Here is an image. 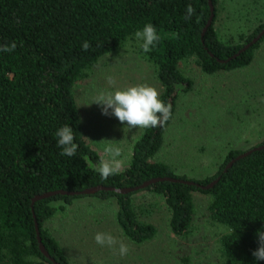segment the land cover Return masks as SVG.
<instances>
[{
  "label": "trees",
  "instance_id": "trees-1",
  "mask_svg": "<svg viewBox=\"0 0 264 264\" xmlns=\"http://www.w3.org/2000/svg\"><path fill=\"white\" fill-rule=\"evenodd\" d=\"M210 3L215 17L206 29L212 16ZM217 4L218 0H0V45H17L13 52H0V264H70L45 224L65 210L53 203L71 205L86 197L115 198L123 236L138 245L153 240L156 226L141 221L134 208V195L142 191L33 200L55 191L135 188L165 177L177 182L156 183L143 192L163 200L174 235H191L196 216L193 193L199 192L211 198L209 218L227 230L220 238L225 264H264L252 255L259 247L257 232L264 231V140L252 148L259 149L225 171L233 159L249 151L231 150L219 171L204 179L180 175L171 165L153 161L164 144L180 92L193 87L181 63L195 58L210 75L246 68L264 41L263 37L234 57L264 24L242 44L223 42L215 29ZM188 5L195 9L190 21L184 19ZM149 23L160 41L145 53L135 33ZM129 40L155 69L162 86L159 98L171 105L172 117L160 127L143 129L127 167L102 180L95 170L101 156L83 133L75 89L100 59L119 52ZM85 41L91 46L88 51L82 50ZM65 125L72 128L78 145L71 157L61 155L55 135ZM217 179L212 189L202 188ZM36 223L55 263L40 250Z\"/></svg>",
  "mask_w": 264,
  "mask_h": 264
},
{
  "label": "rangeland",
  "instance_id": "rangeland-1",
  "mask_svg": "<svg viewBox=\"0 0 264 264\" xmlns=\"http://www.w3.org/2000/svg\"><path fill=\"white\" fill-rule=\"evenodd\" d=\"M262 24L264 0H218L215 29L223 42L242 44ZM139 54L135 42L129 40L119 52L100 59L75 89L86 140L100 156L108 140L119 146L122 170L129 164L143 129L125 127L114 116L103 115L102 107L92 102L101 92L141 84L156 88L160 97L162 86L155 69ZM180 67L193 87L188 93L180 92L164 144L153 161L171 165L180 175L204 179L219 171L231 150L247 151L264 140V41L246 68L210 75L195 58L183 61ZM109 75L115 78L114 86L107 83ZM193 198L194 228L186 238L171 232L163 200L143 191L134 195L135 211L141 221L158 230L157 236L144 244H134L123 236L115 198L53 203L65 210L58 211L45 227L58 240L70 264H225L220 238L227 230L209 218L210 196L196 192ZM97 232L110 233L128 245V254L119 255V244L115 250L98 245L94 240Z\"/></svg>",
  "mask_w": 264,
  "mask_h": 264
},
{
  "label": "clouds",
  "instance_id": "clouds-1",
  "mask_svg": "<svg viewBox=\"0 0 264 264\" xmlns=\"http://www.w3.org/2000/svg\"><path fill=\"white\" fill-rule=\"evenodd\" d=\"M194 13L195 9L188 5L184 19L190 21ZM135 37L142 41L140 47L145 53L150 52L160 41V36L157 34L155 26L151 23L146 24L142 30L136 31ZM16 47L15 42L10 45H0V52L10 53ZM90 47L89 42H83L82 50L88 51ZM106 80L110 86H114L116 83L115 78L111 75L107 76ZM92 103L102 107L103 115L114 116L121 124L130 129L160 127L172 117L171 105L161 101L157 89L146 84L101 92L94 98ZM55 135L58 138V146L62 148L61 155L74 156L78 145L74 142L75 137L72 128L65 125L59 128ZM121 157V148L113 144L111 140H108L103 146L102 156L95 169L102 180H107L110 176L121 172L124 166V161ZM257 236L259 247L253 251L252 255L259 261L264 260V231L259 230ZM94 240L98 245L107 246L114 250L115 246L119 244V255L128 254V245L122 241H117L110 233L97 232Z\"/></svg>",
  "mask_w": 264,
  "mask_h": 264
},
{
  "label": "water",
  "instance_id": "water-1",
  "mask_svg": "<svg viewBox=\"0 0 264 264\" xmlns=\"http://www.w3.org/2000/svg\"><path fill=\"white\" fill-rule=\"evenodd\" d=\"M211 5V11H212V16L210 17V20L207 24V27L206 29L211 26L213 20H214V17H215V14H214V6L212 3H210ZM206 29L204 30V33L206 32ZM264 37V29L259 33V35L257 37H255L250 43H247L234 57H237L238 55H240L241 53L245 52L246 50H248L249 48H251L253 45L257 44L262 38ZM256 149H259V148H254L252 150H249L243 154H241L240 156H238L237 158L233 159L226 167V170L227 171L229 168H231L233 166V164L235 162H237L238 160L248 156L249 154H251L253 151H255ZM220 179V178H219ZM219 179H217L216 181L212 182L211 184H209L208 186H202L203 189L205 190H209V189H212L219 181ZM163 182H177V180L175 179H172V178H168V177H165V178H155V179H152L150 181H147L145 183H143L142 185L140 186H137L135 188H127V189H115V188H108V187H104V186H98V187H93V188H89V189H86L82 192H66V191H55V192H49V193H45L43 195H38L34 198L33 200V203H36L37 201H40V200H44V199H50L51 197H54L56 195H68V196H80V195H86V196H89V195H93V194H96L97 192L99 191H112V192H116V193H119V194H129V193H134V192H139V191H143L145 190L146 188H148L149 186L153 185V184H156V183H163ZM190 184H195V183H190ZM36 230H37V237H38V242L40 244V250L42 251V253L47 257L49 258L53 263L54 260L51 259L49 253L47 252V250L45 249V246L43 245L42 243V240H41V237H40V232H39V226L38 224L36 223Z\"/></svg>",
  "mask_w": 264,
  "mask_h": 264
}]
</instances>
